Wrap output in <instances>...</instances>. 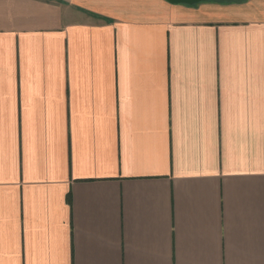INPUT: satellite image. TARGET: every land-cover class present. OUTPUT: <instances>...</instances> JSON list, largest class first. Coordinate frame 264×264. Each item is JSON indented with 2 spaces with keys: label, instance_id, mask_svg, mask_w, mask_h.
<instances>
[{
  "label": "crops",
  "instance_id": "0c3cea01",
  "mask_svg": "<svg viewBox=\"0 0 264 264\" xmlns=\"http://www.w3.org/2000/svg\"><path fill=\"white\" fill-rule=\"evenodd\" d=\"M0 264H264V0H0Z\"/></svg>",
  "mask_w": 264,
  "mask_h": 264
},
{
  "label": "water",
  "instance_id": "95a60500",
  "mask_svg": "<svg viewBox=\"0 0 264 264\" xmlns=\"http://www.w3.org/2000/svg\"><path fill=\"white\" fill-rule=\"evenodd\" d=\"M168 2H172V3H181V2H183V3H193V2H195V1H197V0H167Z\"/></svg>",
  "mask_w": 264,
  "mask_h": 264
}]
</instances>
